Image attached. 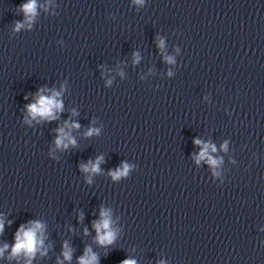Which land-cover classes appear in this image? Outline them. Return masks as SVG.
Masks as SVG:
<instances>
[{"label": "clouds", "instance_id": "obj_1", "mask_svg": "<svg viewBox=\"0 0 264 264\" xmlns=\"http://www.w3.org/2000/svg\"><path fill=\"white\" fill-rule=\"evenodd\" d=\"M137 2H140V0H137ZM36 9V3L35 0H30L29 3L22 6V10L24 11L25 15L30 19L31 15L35 14ZM23 27L21 24H17V30ZM58 93H54L52 97H45L40 96L37 103L31 104L28 106L29 112L35 118L36 116H40L42 118H49V119H55L54 111H59L62 108V104L56 99V96H58ZM73 127H79V125L74 124ZM95 130H90L88 135H91ZM61 135L58 137L56 143L57 146H61L63 144L64 147H67V144H64V138L65 134L63 133V130H60ZM69 143L74 144L75 141L72 140L70 137H68ZM196 143H200L199 141H196ZM207 148L206 145L204 150L200 153V158H204L207 156ZM213 151H215V148L213 147ZM209 163L216 164L215 160H212L209 157ZM85 171H89L87 167L84 168ZM98 165H92L91 171L96 172L98 171ZM127 173V166H125L124 171H117V173L114 174V178L116 176L125 175ZM102 220L94 225V227L97 230L98 239L101 243H111L114 235L112 231L110 230V219L108 218V214L104 211L101 212ZM42 226L35 222L34 226L27 231H23V235L21 236L20 233L17 234V243L13 249L14 253L20 252L22 249L26 250L28 253H33L36 250L37 243H42V241H37L36 238V232L41 228ZM0 229H2V224H0ZM104 230V233L101 234V231ZM7 247V245L5 246ZM65 258L70 259V254L68 252H65ZM96 257L92 256L89 259L81 258L80 264H95ZM123 264H135L134 261H124Z\"/></svg>", "mask_w": 264, "mask_h": 264}]
</instances>
